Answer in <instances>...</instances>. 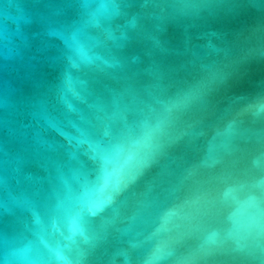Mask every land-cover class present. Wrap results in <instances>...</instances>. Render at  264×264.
<instances>
[{
  "label": "water",
  "instance_id": "water-1",
  "mask_svg": "<svg viewBox=\"0 0 264 264\" xmlns=\"http://www.w3.org/2000/svg\"><path fill=\"white\" fill-rule=\"evenodd\" d=\"M0 264H264V0H0Z\"/></svg>",
  "mask_w": 264,
  "mask_h": 264
}]
</instances>
